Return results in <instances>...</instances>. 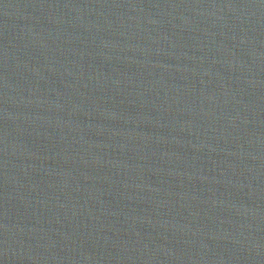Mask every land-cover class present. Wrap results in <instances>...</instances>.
Returning <instances> with one entry per match:
<instances>
[{
  "label": "water",
  "instance_id": "water-1",
  "mask_svg": "<svg viewBox=\"0 0 264 264\" xmlns=\"http://www.w3.org/2000/svg\"><path fill=\"white\" fill-rule=\"evenodd\" d=\"M0 264H264V0H0Z\"/></svg>",
  "mask_w": 264,
  "mask_h": 264
}]
</instances>
